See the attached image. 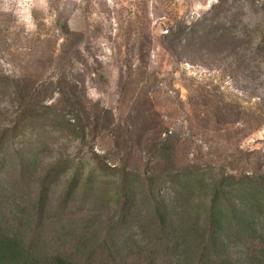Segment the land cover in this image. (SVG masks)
Here are the masks:
<instances>
[{
  "label": "rangeland",
  "instance_id": "1",
  "mask_svg": "<svg viewBox=\"0 0 264 264\" xmlns=\"http://www.w3.org/2000/svg\"><path fill=\"white\" fill-rule=\"evenodd\" d=\"M79 100L115 125L93 153L63 122ZM167 131L176 165L264 184V0H0V208H24L34 190L20 158L35 156L40 172L72 158L88 168L96 154L122 165L132 152L142 170ZM254 192L245 232L226 243L237 264H264V190ZM110 214L75 223L97 224L98 238Z\"/></svg>",
  "mask_w": 264,
  "mask_h": 264
},
{
  "label": "trees",
  "instance_id": "2",
  "mask_svg": "<svg viewBox=\"0 0 264 264\" xmlns=\"http://www.w3.org/2000/svg\"><path fill=\"white\" fill-rule=\"evenodd\" d=\"M65 121L75 139L90 142L92 153L101 129L111 133L115 127L102 126L83 100ZM174 141L169 131L151 141L142 170L133 166L132 152L122 165L96 154L88 168L72 158L40 172L35 156L18 159L16 167L34 179V190L24 208H0V264H237L226 243L245 232L249 194L262 192L264 184L220 169L176 165ZM4 164L0 159V171ZM59 179L65 185L57 194ZM180 210L188 217L178 219ZM88 211L98 219L111 213L98 238L97 224L75 223L77 214ZM56 226L65 230L60 228L58 242L46 236Z\"/></svg>",
  "mask_w": 264,
  "mask_h": 264
}]
</instances>
